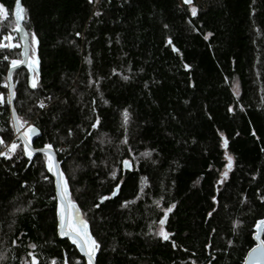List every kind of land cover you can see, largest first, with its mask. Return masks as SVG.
<instances>
[{
	"label": "trees",
	"instance_id": "16d2710c",
	"mask_svg": "<svg viewBox=\"0 0 264 264\" xmlns=\"http://www.w3.org/2000/svg\"><path fill=\"white\" fill-rule=\"evenodd\" d=\"M0 4V42L19 44L15 0ZM21 4L38 72L13 73L14 110L40 133L34 148L56 152L96 264H242L264 219V0H192L195 16L183 0ZM18 59L20 46L0 48V151L18 145L0 156V264H86L57 237L47 157L28 159L15 135ZM170 205L163 240L152 231Z\"/></svg>",
	"mask_w": 264,
	"mask_h": 264
},
{
	"label": "snow or ice",
	"instance_id": "6c2138e0",
	"mask_svg": "<svg viewBox=\"0 0 264 264\" xmlns=\"http://www.w3.org/2000/svg\"><path fill=\"white\" fill-rule=\"evenodd\" d=\"M89 2L91 3L92 0H89ZM183 3L189 5L192 16H195L197 14V9L195 7L191 6L192 0H183ZM15 8H16V22H17L16 30L22 31V28L20 27V20H21V14L25 10L21 7L20 0H15ZM4 12H5V7H4V5L0 4V15L4 14ZM95 15H99V13H95ZM77 35H79V34H77ZM204 38L207 40L208 36H205ZM4 39L11 41L13 39V37L11 35H8V36H5ZM21 39H23V37H21ZM168 42L171 43V40H169ZM32 43L33 44L36 43V37L34 34L32 35ZM19 46H20L19 44H12V43L4 44V43L0 42V48H5V47L12 48V47H19ZM173 51H176V49L173 48ZM21 55L27 56L28 54H27V52H24V53H21ZM32 55L34 57L35 53L33 52ZM5 59H7V57H5ZM87 62L91 63V61H87ZM22 63H24L23 60H12L10 71L12 68L17 67L19 64H22ZM36 63H37V61L34 58L29 61L28 66H29L30 71L34 70V65ZM187 67H188V65H185V68H187ZM124 78L127 79V77H124ZM36 86H37L36 81L33 79L31 81V87L35 88ZM5 87H9V86L5 85ZM11 94L12 93L10 90V95ZM234 94H236V93L234 92ZM0 102H2V98H0ZM40 107H42V108L44 107V104L42 102L40 104ZM229 111H232V109L230 108ZM123 116H124V121L126 123L128 120L127 110L124 111ZM26 123H27L26 121L21 123L19 118H17L15 121V126L17 127V130H19L20 128H23ZM98 123H99V120L97 119V121L95 123H93L91 125V127L95 129L97 127ZM0 131H2V129H0ZM33 131H35V129L29 125L28 129L25 131V133L23 134V137H22L24 139V150H23L24 155L27 156L29 159L32 158V153L28 147V138H29V134ZM69 135H71V132L69 133ZM253 135H255V133H253ZM222 139H223V136H222ZM3 143H4L3 139H0V144H3ZM122 143H126V141H122ZM226 145H227V140H224L222 146H226ZM17 147H18V145L15 142H13L7 148V151H0V156L5 157L6 159L10 158L11 154L16 151ZM50 148H51V145L46 144L44 146V149H41L40 151H43L44 155L46 157H48L47 164H46L48 171L52 172L54 175H56L58 177L56 187H57V196H58L60 203L58 204V208H57V216L59 217L60 234L62 236H67L72 241V243L75 244L80 249V251L84 254V256L87 257L88 264H92V261L96 255V251L100 248V245L88 233L87 222L83 218H81L79 215H77L79 210L76 208V205L74 203H72L71 200L68 198L67 183L63 179V173L56 171V165L53 162V159H52L50 153L47 151ZM17 155H19V153H17ZM141 155L144 157H149L151 155V153L150 152H144ZM225 158L227 160V164L225 165L226 171L221 173V181H218V183L222 182L223 179L227 178L228 171L231 170V168H232V157L226 153ZM123 165L125 168H128L129 162L127 160H124ZM111 176L113 179H116V173L115 172H112ZM143 181H144V178H142V182ZM116 187L119 188V185H117ZM112 194L115 195V191H113ZM107 199H109V197L102 196V197H100V202L103 203V201H105ZM215 199L216 198L213 197L214 201H215ZM262 199H264V197H262ZM154 203H156L157 207H159L158 201H156ZM98 206L99 205H97V207ZM174 207H175V205H170L167 209H165L164 210V217H162L159 221L161 227H160L157 235H159L163 240L169 239L170 234L164 230L163 225L165 224V219L168 216V213L172 212ZM211 214L212 213H209V215H211ZM235 226L236 225L234 223V228H235ZM255 227L258 230L264 229V219L257 220ZM32 247H35V245H33ZM249 256H252L257 260H264V242H261L260 244H258L257 247L254 248L252 250V252L249 253ZM32 264H37V261L35 259H33ZM52 264H56L55 260L52 262ZM64 264H68L67 259H65ZM77 264H79V262H77Z\"/></svg>",
	"mask_w": 264,
	"mask_h": 264
},
{
	"label": "water",
	"instance_id": "95a60500",
	"mask_svg": "<svg viewBox=\"0 0 264 264\" xmlns=\"http://www.w3.org/2000/svg\"><path fill=\"white\" fill-rule=\"evenodd\" d=\"M20 2H21V0H20ZM21 7H22V4H21ZM12 16H13L14 23H15L14 33L18 37L19 45H20V59H18V60H23L24 63L19 64L15 68H12L11 71H10L11 63L9 65V67H8V71H7V74H6V82H7V85L9 86L8 87V105H9V108H10V111H11V119H12L14 131H15V135L21 140V142L24 145V139L22 137H23V134L25 132H23L22 128L17 130V127L15 126V121L17 119V116H16V112L14 110V91H13L12 75H13V73H15L16 71H18L20 69H26L29 72V79L31 80L32 76H33V72H36V73L38 72V60L36 58H34L37 61V63L34 65V70L30 71L28 65H29V61L32 58L30 57L29 35H28L26 29L24 28L25 14H24V12L21 14L20 27L22 28V31H17L16 30L17 22H16V8H15V5H14V8H13ZM21 37H23V39H21ZM24 52H27L28 55L27 56H22L21 53H24ZM10 90H11V93H12L11 95H10ZM32 128H34V127H32ZM34 129H35V131L31 132L29 134V138H28V147H29V150L32 153V158L34 156H36V155H40V154L44 155V152L40 151L41 149H44V147H42V148H34V146H33L34 140L37 139L40 136V133L38 132V130L36 128H34ZM47 151L50 153V155H51V157L53 159V162L56 165V171L61 173V162L58 160L56 152L52 148L48 149ZM47 160H48V157H47ZM47 171H48V169H47ZM48 174L51 177V179L53 180L54 194H55V199H56L55 214H56L57 237H58L59 240H62V241L67 240L75 248V250L77 251L79 256L85 260V263L88 264L87 257L84 256V254L80 251V249L75 244H73L72 241L67 236H62L60 234L59 217L57 216V208H58V204L60 203V201L58 199V196H57V187H56V184H57V181H58V177L56 175H54L52 172H49V171H48ZM68 198L70 199L69 191H68ZM76 208H77V206H76ZM77 215H79L81 217L79 211H78ZM87 230H88V233L91 235L90 229H89V225H88V229ZM263 235H264V229L258 230L254 226L253 234H252V240L254 242V246L246 253L242 264H264V260H257L254 257L249 256V253L252 252V250L254 248H256L258 244H260L261 242H264L263 241ZM92 238H93V236H92ZM96 259H97V251H96V255H95V257H94V259L92 261V264H96Z\"/></svg>",
	"mask_w": 264,
	"mask_h": 264
},
{
	"label": "rangeland",
	"instance_id": "374dc122",
	"mask_svg": "<svg viewBox=\"0 0 264 264\" xmlns=\"http://www.w3.org/2000/svg\"><path fill=\"white\" fill-rule=\"evenodd\" d=\"M6 17H7V13H6V11H5L4 14L0 15V20H4V19H6ZM12 27H13V24H12ZM12 37H13V39L16 38L15 35H13ZM15 40H17V39H15ZM16 42H17V41H16ZM9 43L14 44L13 40L8 41V44H9ZM17 44H18V43H17ZM234 92H235V93L238 92L237 85H235ZM26 129H27V126L23 127V129H22L23 132H25ZM162 217H164V216H162ZM162 217H161V218H162ZM159 221H160V220H159ZM160 227H161V225H160V223L158 222V225H157L156 228L153 229V231H152V233H153L156 237H160L159 235H157V233L159 232ZM160 238H161V237H160Z\"/></svg>",
	"mask_w": 264,
	"mask_h": 264
}]
</instances>
